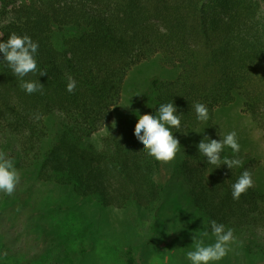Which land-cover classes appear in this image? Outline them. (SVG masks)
I'll return each mask as SVG.
<instances>
[{
	"label": "trees",
	"instance_id": "1",
	"mask_svg": "<svg viewBox=\"0 0 264 264\" xmlns=\"http://www.w3.org/2000/svg\"><path fill=\"white\" fill-rule=\"evenodd\" d=\"M1 2L0 40L15 32L38 42V71L23 79L44 86L27 94L0 64V152L16 167H37L41 178L73 185L80 197H95L105 206L134 202L159 210L173 181L198 213L193 224L224 223L233 229L235 254L264 264V173L251 174L253 184L238 200L230 188L255 166V156L240 146L241 167L214 169L198 154L196 142L187 140L202 127L217 138L212 127L219 109L238 98L264 137V0ZM153 58L173 76L150 78L144 102L151 97L157 107L173 100L183 112L174 135L187 140L167 163L142 151L133 134L136 121L125 113L100 146L89 140L114 117L129 71ZM39 70L45 74L39 76ZM69 74L76 80L71 93ZM194 102L208 108L207 123L196 121ZM221 155L233 156L230 149ZM124 256L137 264L132 246Z\"/></svg>",
	"mask_w": 264,
	"mask_h": 264
},
{
	"label": "rangeland",
	"instance_id": "2",
	"mask_svg": "<svg viewBox=\"0 0 264 264\" xmlns=\"http://www.w3.org/2000/svg\"><path fill=\"white\" fill-rule=\"evenodd\" d=\"M171 70L154 58L135 65L114 117L90 135V142L100 146L101 137L117 129L119 115L137 121L136 112L154 114L153 99L149 96L147 104L143 96L149 94L150 78L172 77ZM213 128L215 133L235 130L242 151L256 158L248 171L257 176L264 173L263 131L241 98L219 109ZM209 131L202 127L187 140L197 143ZM178 140L181 150L187 140ZM16 168L20 181L14 192L0 193V264H128L124 251L129 246L137 264H187L184 252L192 246V234L202 228L192 223L199 221L198 213L175 182L159 210L134 202L116 207L105 206L95 197H80L73 185L41 178L37 167ZM230 248L218 264H259L236 255L235 242Z\"/></svg>",
	"mask_w": 264,
	"mask_h": 264
},
{
	"label": "clouds",
	"instance_id": "3",
	"mask_svg": "<svg viewBox=\"0 0 264 264\" xmlns=\"http://www.w3.org/2000/svg\"><path fill=\"white\" fill-rule=\"evenodd\" d=\"M38 47V42L27 34L18 35L13 32L8 35L7 39L0 40V64L11 70L12 75L19 80V87L27 94L41 91L44 86L38 79H23L28 73L38 71L35 58ZM39 73V76L45 74L43 70H39ZM75 87L76 80L69 74L66 91L71 93ZM154 108V114L135 113L138 119L133 134L138 143L143 146L142 151L147 156L167 163L175 158L181 148L174 133L180 132L182 128L183 112L178 110L173 100L159 103ZM191 109L195 113L196 121L201 123L209 121V110L205 104L194 102ZM184 134L187 135V133ZM216 135L218 139L206 134L202 136L195 145L198 154L204 157L207 164L214 166V169L221 165L229 170L241 167L242 160L236 155L240 150L236 131L216 132ZM225 149L231 150L233 154L231 158L221 155ZM19 181L20 173L15 167L14 160L0 152V193L11 195ZM252 184L251 173L247 169L243 170L230 185L232 199L238 200ZM191 239V248L184 252L187 264H218L235 242L233 229L214 219L209 220L202 229L195 231Z\"/></svg>",
	"mask_w": 264,
	"mask_h": 264
}]
</instances>
